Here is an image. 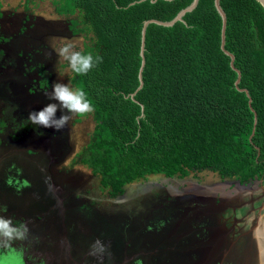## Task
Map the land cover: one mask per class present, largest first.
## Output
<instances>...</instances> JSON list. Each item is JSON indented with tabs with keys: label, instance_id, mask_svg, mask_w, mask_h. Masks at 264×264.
I'll return each mask as SVG.
<instances>
[{
	"label": "rangeland",
	"instance_id": "rangeland-1",
	"mask_svg": "<svg viewBox=\"0 0 264 264\" xmlns=\"http://www.w3.org/2000/svg\"><path fill=\"white\" fill-rule=\"evenodd\" d=\"M76 17L59 14L53 0H0V209H6L0 214L29 230L2 260L264 264L258 182L241 186L212 170L183 178L158 174L113 197L81 163L95 127L91 113L72 114L61 131L28 119L49 103L53 82L74 88L69 62L54 49L64 43L84 49L87 37L76 32Z\"/></svg>",
	"mask_w": 264,
	"mask_h": 264
},
{
	"label": "trees",
	"instance_id": "trees-1",
	"mask_svg": "<svg viewBox=\"0 0 264 264\" xmlns=\"http://www.w3.org/2000/svg\"><path fill=\"white\" fill-rule=\"evenodd\" d=\"M27 3L32 0H26ZM193 0H53L61 15H74L87 37L82 52L103 57L86 75L72 70L71 83L93 101L95 127L81 163L111 196L126 185L162 174L186 177L212 170L241 186L264 188V6L259 0H199L171 26L146 30L143 85L139 70L145 20H172ZM0 50V63L3 59ZM135 92V95L131 94ZM257 124H255V112Z\"/></svg>",
	"mask_w": 264,
	"mask_h": 264
},
{
	"label": "clouds",
	"instance_id": "clouds-1",
	"mask_svg": "<svg viewBox=\"0 0 264 264\" xmlns=\"http://www.w3.org/2000/svg\"><path fill=\"white\" fill-rule=\"evenodd\" d=\"M54 51L59 57L67 60L73 72L78 75H86L103 61L99 54L94 56L92 52L76 51L72 43H64ZM45 95L49 103L28 114V119L38 126L61 131L68 126L72 114L84 116L94 111L93 101L81 87L73 88L67 83L55 81L52 83L51 91ZM58 110L62 114L56 118ZM4 211L6 209H0V213ZM28 231L26 223L16 225L11 216L5 217L0 214V246L10 247L16 240L26 239Z\"/></svg>",
	"mask_w": 264,
	"mask_h": 264
},
{
	"label": "water",
	"instance_id": "water-1",
	"mask_svg": "<svg viewBox=\"0 0 264 264\" xmlns=\"http://www.w3.org/2000/svg\"><path fill=\"white\" fill-rule=\"evenodd\" d=\"M151 1H156V0H151ZM263 6H264V0H259ZM198 2L199 0H193L188 6H186L185 8L181 9L178 14L172 19V20H169V21H162V20H158V19H148V20H145L144 21V24H143V27H142V32H141V50H140V55L142 57V62H141V67H140V70H139V79H140V85L138 87L141 88L142 85H143V69H144V66H145V63H146V58H145V39H146V30H147V27L150 23H157V24H162V25H165V26H171L173 25L174 23H176L177 21H180V20H184V15L189 12V11H192L197 5H198ZM214 4H215V7L218 11V13L220 14L221 18H222V27H221V49L227 54L230 56L231 58V66L234 70H236V72L238 73V76H237V79L235 81V86L237 87V89H239L240 91H245L249 97V103L251 104L252 102V97L250 96V93H249V90L247 88H242L239 86V83L241 81V71L240 69H238L235 64H234V61H235V55L230 52L225 44H226V27H227V15H226V12L225 10L223 9L222 5H221V2L220 0H214ZM132 96L135 95V92L131 94ZM254 110V109H253ZM255 112V124H257V113L256 111L254 110ZM262 189L264 190V188L262 187Z\"/></svg>",
	"mask_w": 264,
	"mask_h": 264
},
{
	"label": "crops",
	"instance_id": "crops-1",
	"mask_svg": "<svg viewBox=\"0 0 264 264\" xmlns=\"http://www.w3.org/2000/svg\"><path fill=\"white\" fill-rule=\"evenodd\" d=\"M12 249V248H11ZM11 249H8L7 247H3V246H1V250H0V254H2V253H4V254H6V255H8V253H7V251L9 250V251H12ZM3 255H1V257H0V264H14L18 259L17 258H14V259H12V261L11 262H7V263H5L2 259H5L4 257H2ZM32 264H36V263H32Z\"/></svg>",
	"mask_w": 264,
	"mask_h": 264
},
{
	"label": "flooded vegetation",
	"instance_id": "flooded-vegetation-1",
	"mask_svg": "<svg viewBox=\"0 0 264 264\" xmlns=\"http://www.w3.org/2000/svg\"><path fill=\"white\" fill-rule=\"evenodd\" d=\"M260 186H261V188H262V185H260ZM27 193H28V192H27ZM27 193H26V194H27ZM216 237L219 238V235H217ZM218 238H216V239L214 238V242L217 241V242L219 243L220 239H218ZM217 239H218V240H217ZM214 245H215V244H214ZM7 248H8V247H7ZM0 249H1V247H0ZM229 252H230V251H229ZM224 254H225V253H224ZM24 261H25V262H24ZM23 262H24L25 264H32V263H34V262H31V261H28L27 258H26V256L23 258Z\"/></svg>",
	"mask_w": 264,
	"mask_h": 264
}]
</instances>
